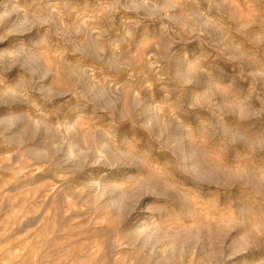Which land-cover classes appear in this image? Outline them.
Listing matches in <instances>:
<instances>
[{
	"label": "rangeland",
	"instance_id": "374dc122",
	"mask_svg": "<svg viewBox=\"0 0 264 264\" xmlns=\"http://www.w3.org/2000/svg\"><path fill=\"white\" fill-rule=\"evenodd\" d=\"M0 264H264V0H0Z\"/></svg>",
	"mask_w": 264,
	"mask_h": 264
}]
</instances>
